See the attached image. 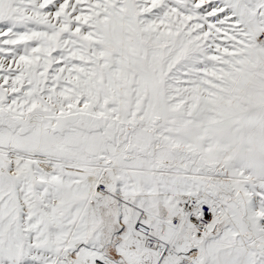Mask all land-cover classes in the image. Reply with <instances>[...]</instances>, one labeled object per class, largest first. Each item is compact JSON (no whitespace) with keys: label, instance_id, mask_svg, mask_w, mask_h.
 I'll use <instances>...</instances> for the list:
<instances>
[{"label":"snow or ice","instance_id":"1","mask_svg":"<svg viewBox=\"0 0 264 264\" xmlns=\"http://www.w3.org/2000/svg\"><path fill=\"white\" fill-rule=\"evenodd\" d=\"M0 264H264V0H0Z\"/></svg>","mask_w":264,"mask_h":264}]
</instances>
